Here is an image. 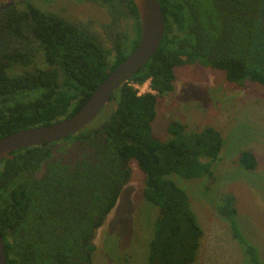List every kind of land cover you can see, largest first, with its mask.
Returning <instances> with one entry per match:
<instances>
[{"label":"trees","instance_id":"16d2710c","mask_svg":"<svg viewBox=\"0 0 264 264\" xmlns=\"http://www.w3.org/2000/svg\"><path fill=\"white\" fill-rule=\"evenodd\" d=\"M47 1L17 0L0 12V139L75 114L138 45L132 0H88L110 17L107 41L91 23L51 11ZM157 1L165 22L159 49L96 120L73 136L0 161L6 264H92L96 233L130 181L131 162L144 176V201L159 211L148 264L195 262L203 231L188 192L171 176L213 179L223 140L213 127L189 132L178 120L162 139L152 128L158 99L174 91L175 69L194 64L223 72L237 86H264V0ZM146 83L150 92L139 94ZM72 151L75 162L64 163ZM238 163L253 171L257 160L243 151ZM215 208L246 262L264 264L240 231L234 196L225 194Z\"/></svg>","mask_w":264,"mask_h":264},{"label":"rangeland","instance_id":"374dc122","mask_svg":"<svg viewBox=\"0 0 264 264\" xmlns=\"http://www.w3.org/2000/svg\"><path fill=\"white\" fill-rule=\"evenodd\" d=\"M63 8L67 18L91 23L98 35L109 39L105 9L74 0H68ZM175 75L174 91L158 99L153 132L168 140V124L178 120L189 132L213 127L223 140L213 179L186 181L171 176L188 192L203 231L193 264H249L232 237L229 223L216 213L215 206L225 194L234 196L240 231L258 248L264 262V86H237L227 82L223 72L195 64L175 69ZM140 89V93L150 92L149 83ZM243 151L255 155L253 171L240 167L238 159ZM64 157L71 160L69 154ZM130 169V181L116 208L96 233L92 264H148V243L159 211L143 199L144 176L135 162L130 163Z\"/></svg>","mask_w":264,"mask_h":264},{"label":"water","instance_id":"95a60500","mask_svg":"<svg viewBox=\"0 0 264 264\" xmlns=\"http://www.w3.org/2000/svg\"><path fill=\"white\" fill-rule=\"evenodd\" d=\"M0 11L17 0H3ZM139 16L140 38L136 49L120 63L91 93L82 108L69 118L53 124L15 132L0 139V161L26 148L63 140L90 125L107 106L113 93L140 71L159 49L165 33L162 9L157 0H132ZM0 264H6L3 237L0 234Z\"/></svg>","mask_w":264,"mask_h":264},{"label":"flooded vegetation","instance_id":"af4514ba","mask_svg":"<svg viewBox=\"0 0 264 264\" xmlns=\"http://www.w3.org/2000/svg\"><path fill=\"white\" fill-rule=\"evenodd\" d=\"M67 1L68 0H49V2L48 3H46L45 5H46V7H48L51 11H54L55 13H58L59 15H61V16H63V17H66V15H65V9L63 8V5H66L67 4ZM74 1H76L78 4H84V3H89V1L88 0H86V1H81V0H74ZM5 3V1H3V0H0V6L2 5V4H4ZM36 3H38V2H36ZM39 4V3H38ZM58 4H60V5H58ZM91 4H93V3H91ZM94 5V4H93ZM95 6H98V5H95ZM100 7V6H99ZM1 12V11H0ZM67 18V17H66ZM72 20V19H71ZM109 21H110V17H109ZM110 23V22H109ZM108 27V26H107ZM115 31V30H114ZM110 33V32H109ZM73 152V151H72ZM63 157V159L65 160L64 161V163H66V164H70V165H72L74 162H75V159L78 157V152H73V154H71V158H72V160L70 161V160H67V159H65V157H64V155L62 156ZM73 161V162H72Z\"/></svg>","mask_w":264,"mask_h":264},{"label":"built area","instance_id":"2783aa9c","mask_svg":"<svg viewBox=\"0 0 264 264\" xmlns=\"http://www.w3.org/2000/svg\"><path fill=\"white\" fill-rule=\"evenodd\" d=\"M144 85H145V84H144ZM144 85H143V86H144ZM146 86H147V85H146ZM140 87H142V86H140ZM140 87H138L139 94H143V93H145V92L140 93V90H141Z\"/></svg>","mask_w":264,"mask_h":264}]
</instances>
